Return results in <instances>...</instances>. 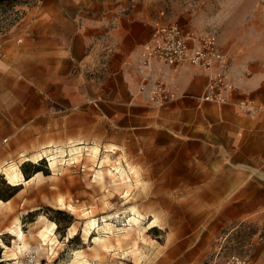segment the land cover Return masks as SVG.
Instances as JSON below:
<instances>
[{
    "label": "rangeland",
    "instance_id": "rangeland-1",
    "mask_svg": "<svg viewBox=\"0 0 264 264\" xmlns=\"http://www.w3.org/2000/svg\"><path fill=\"white\" fill-rule=\"evenodd\" d=\"M39 1L27 0L16 13L0 9V35L21 38L22 19ZM139 1L165 22L196 32L214 31L230 59L231 76L239 68L249 74L254 66L264 72V0ZM36 82L19 71L0 72V192L4 197L13 192L8 199L0 197V239L8 245L0 244V264H25L26 259L31 264L32 255L36 264H71L75 251L82 252L88 264H215L232 252L246 256L249 264H264V224L241 221L239 208L231 204L234 192L223 189L222 160L211 161L207 190L189 185V222L168 223L164 219L169 209L177 207L169 204L166 192L149 189L151 180L127 155L106 151L102 112L81 105L64 108L61 98L39 90ZM77 138L86 146L97 144V157H89L84 147L72 159L71 140ZM105 154L110 160L102 169L121 164L125 182L109 175L103 182L94 179ZM53 155L58 159L55 167L50 165ZM11 160L24 177L22 169L31 176L39 168V174L27 184H13L2 171V163ZM130 206L140 213L139 228L134 224L129 229ZM155 216L157 225L142 228ZM94 218L96 224L86 235L85 223ZM15 221L25 233L27 249L20 250V240L6 230ZM50 221L56 223L50 235L55 239L45 241L39 232ZM105 221L114 228H101ZM127 229L118 242L115 238ZM256 230L262 239L254 235ZM99 235L109 240L103 245L95 240Z\"/></svg>",
    "mask_w": 264,
    "mask_h": 264
},
{
    "label": "crops",
    "instance_id": "crops-1",
    "mask_svg": "<svg viewBox=\"0 0 264 264\" xmlns=\"http://www.w3.org/2000/svg\"><path fill=\"white\" fill-rule=\"evenodd\" d=\"M22 20L21 38L0 35V72L39 80V90L55 93L62 106L102 112L106 151L127 155L149 189L166 192L177 207L165 221L189 222V185L207 190L211 161L220 159L223 189L234 192L241 221L264 224V110L251 115L232 102L199 99L208 78L188 62L153 60L146 88L138 89L139 46L162 17L139 0H40ZM249 71L233 73L230 99L252 97L264 107V72ZM156 80L177 94L164 106L147 100Z\"/></svg>",
    "mask_w": 264,
    "mask_h": 264
},
{
    "label": "built area",
    "instance_id": "built-area-1",
    "mask_svg": "<svg viewBox=\"0 0 264 264\" xmlns=\"http://www.w3.org/2000/svg\"><path fill=\"white\" fill-rule=\"evenodd\" d=\"M138 57L139 71L142 74L139 91H143L147 86L153 60L175 66L188 62L203 71L208 78L203 93L198 96L199 99L217 103L232 102L251 115L264 110L252 97L231 101L230 94L237 89V85L231 76L228 54L218 48L214 31L196 32L184 29L177 22H157L148 40L140 44ZM147 92V100L153 106H164L177 97L175 90L159 80L153 82ZM255 236L262 239L260 232ZM34 258L35 255H32L31 264H36ZM24 263L27 264V259ZM215 264H249V261L246 256L232 252Z\"/></svg>",
    "mask_w": 264,
    "mask_h": 264
},
{
    "label": "bare ground",
    "instance_id": "bare-ground-1",
    "mask_svg": "<svg viewBox=\"0 0 264 264\" xmlns=\"http://www.w3.org/2000/svg\"><path fill=\"white\" fill-rule=\"evenodd\" d=\"M71 142H72V145L70 148V153L72 154V157H71L72 159L76 160L77 156L81 155V152L84 149V147H86V149L88 150L89 157H91V158L97 157L98 152H99V147L97 144L86 146V145L82 144L83 141H81L79 139H73V140H71ZM50 145H52V144L49 143V144L42 146V147L45 148V147L50 146ZM61 150L62 149H59L60 153L62 152ZM108 161H109V155L108 154L103 155L102 158L100 159V168L97 169V171L95 172L94 179L96 181L103 182L105 175H109L110 177H112L113 181L121 179L125 182L126 181L125 178L127 177V172L121 164H116L113 166V168L102 169L103 165H105V163H107ZM57 162H58V159H57L56 155H53L51 157V161H50L51 167H55ZM2 171H3V173L6 174V177L13 184H18V183L27 184L30 181H32L34 178H36L37 175L39 174V171H38V172L33 173L31 176H29V178H25L23 176L22 171H21L20 167L18 166L17 162L15 164L12 160L11 161H4V163H2ZM58 201L61 205L64 204V200L62 197H60ZM69 206L72 208L71 205H69ZM130 211L132 212V216L129 217V219H128V221L131 225L129 229H131V227H133L134 224H136L137 227L139 228L141 225L140 213L135 208V206H130ZM158 221H159L158 217L155 216L152 220H148V224L143 226L142 228H144V229L151 228V227L157 225ZM86 222L87 223H85L86 225L84 228V232L87 235L89 233L90 227H92L96 224V219L95 218L90 219L89 221H86ZM55 226H56V223L53 221H50L49 224L44 225V227L39 232V235L41 236V238L44 239L45 241H47V240L52 241L53 238L55 239V237L52 238L50 236L51 234L52 235L54 234ZM111 227L114 228V226L111 223H108L106 221L101 226V228H103L104 230L105 229H112ZM129 229L126 230V233L123 232L120 236H117L115 239H117L118 242L122 241V239H124L126 237V235L129 233V231H128ZM6 230L14 233L15 236L17 237V239L20 240V244L17 245L20 250L26 249V247L28 245L24 239L25 233H24L23 229L21 228V226L18 223H16V221H15L14 226H8L6 228ZM95 240L104 245L105 242L107 240H109V237H106V235L105 236L99 235L98 237L95 238ZM0 244H2L5 247H8V245L5 244L1 239H0ZM5 250L3 252H5ZM71 264H88V260L83 256L82 252L75 251V257H74V260L72 261Z\"/></svg>",
    "mask_w": 264,
    "mask_h": 264
},
{
    "label": "trees",
    "instance_id": "trees-1",
    "mask_svg": "<svg viewBox=\"0 0 264 264\" xmlns=\"http://www.w3.org/2000/svg\"><path fill=\"white\" fill-rule=\"evenodd\" d=\"M23 4L27 5V0H0V9L3 11L8 10V11H11L12 13H16L18 10H15V9H17L18 6L23 5ZM22 170H23V173L25 174V177L29 178L30 174H28L25 169H22ZM38 170H39V168L35 169L33 172L35 173ZM3 182L11 188L16 187L15 185L7 184L4 180H3ZM11 195H13V192L9 196L4 197L3 194L0 192V197L4 198V199H8ZM58 211H61V210H58ZM0 256H1V249H0ZM0 263H1V261H0Z\"/></svg>",
    "mask_w": 264,
    "mask_h": 264
}]
</instances>
